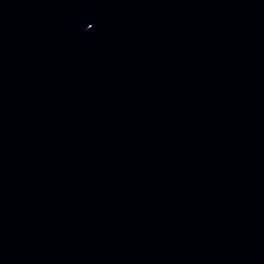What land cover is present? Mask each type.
Returning a JSON list of instances; mask_svg holds the SVG:
<instances>
[{
	"label": "water",
	"instance_id": "obj_1",
	"mask_svg": "<svg viewBox=\"0 0 264 264\" xmlns=\"http://www.w3.org/2000/svg\"><path fill=\"white\" fill-rule=\"evenodd\" d=\"M0 264H264V0H0Z\"/></svg>",
	"mask_w": 264,
	"mask_h": 264
}]
</instances>
